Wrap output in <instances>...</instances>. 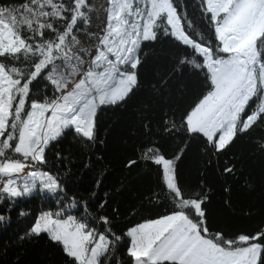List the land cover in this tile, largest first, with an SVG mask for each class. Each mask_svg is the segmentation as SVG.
<instances>
[{
    "label": "snow or ice",
    "instance_id": "snow-or-ice-1",
    "mask_svg": "<svg viewBox=\"0 0 264 264\" xmlns=\"http://www.w3.org/2000/svg\"><path fill=\"white\" fill-rule=\"evenodd\" d=\"M196 7L214 39L196 31L174 0H106L99 32L92 30L91 0L0 3V202L55 196L60 209L42 213L25 236L46 234L69 264H118L121 237L106 215L90 221L66 213L61 180L37 166L47 164V150L68 132L85 144L97 142L98 110L125 103L140 85L146 42L173 39L184 52L176 70L204 78L206 90L179 125L166 119L164 132L182 129L223 153L239 134L264 125V0H198ZM78 33L92 41V51L81 47ZM41 82L50 93L33 98ZM143 158L159 166L174 207L127 231L131 264H264V230L235 239L210 232L207 195L186 192L178 182L179 155L169 159L148 145Z\"/></svg>",
    "mask_w": 264,
    "mask_h": 264
},
{
    "label": "trees",
    "instance_id": "trees-1",
    "mask_svg": "<svg viewBox=\"0 0 264 264\" xmlns=\"http://www.w3.org/2000/svg\"><path fill=\"white\" fill-rule=\"evenodd\" d=\"M174 2L187 10L196 31L214 39L196 7L198 0ZM183 55L169 37L146 42L138 70L140 85L125 103L98 110L97 142L85 144L68 132L47 150V164L37 166L61 180L66 213L87 216L90 221L101 215L110 218L112 232L121 237L114 252L118 264H131L127 231L170 214L174 207L163 188L159 166L143 158L148 145L159 148L166 158L180 156L178 182L186 192L207 195L204 208L210 232L235 239L264 230V125L239 134L223 153L214 152L203 138L189 137L182 129L163 131L169 117L179 125L184 111L206 90L203 75H194L191 69L176 70ZM45 93L50 89L41 82L32 96ZM130 161L136 163L129 166ZM225 167H232L233 172L225 173ZM60 207L49 193L0 202V215L5 217L0 221V264H69L61 246L46 234L25 236L41 213ZM95 226L103 230L99 223Z\"/></svg>",
    "mask_w": 264,
    "mask_h": 264
},
{
    "label": "rangeland",
    "instance_id": "rangeland-1",
    "mask_svg": "<svg viewBox=\"0 0 264 264\" xmlns=\"http://www.w3.org/2000/svg\"><path fill=\"white\" fill-rule=\"evenodd\" d=\"M92 3L96 6V11L92 13V30L95 32H99L100 29L103 27L102 20L104 19V15H105L104 7H106V0H94ZM78 38L82 42L81 47H83L85 50L92 51V41H90L84 34L79 35ZM30 170L31 169L29 168L26 169L25 171H30Z\"/></svg>",
    "mask_w": 264,
    "mask_h": 264
}]
</instances>
